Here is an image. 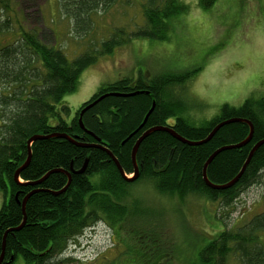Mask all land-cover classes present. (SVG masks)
Returning <instances> with one entry per match:
<instances>
[{
	"label": "trees",
	"instance_id": "16d2710c",
	"mask_svg": "<svg viewBox=\"0 0 264 264\" xmlns=\"http://www.w3.org/2000/svg\"><path fill=\"white\" fill-rule=\"evenodd\" d=\"M115 1L59 0L82 38L94 29V14L102 7L106 10ZM217 1L199 0V7L208 10ZM2 3L8 7V1L0 0ZM142 9L144 23L139 29L127 32L118 28L99 44H89L86 52L75 59H70L56 45L47 44L35 32L21 30L14 42L2 44L0 41L2 264H50L66 252L72 241L99 221L117 228V224L133 223L131 217L143 220L139 201H129L139 185H151L158 194L169 198L185 200L198 196L230 206L247 188L264 184V144L257 149L233 188L213 190L203 179L204 166L215 151L246 140L250 133L246 123L228 124L200 146L184 144L167 132L150 134L137 151L140 176L134 182L125 180L104 150L117 158L124 173L130 177L135 173L133 148L152 128L171 127L184 139L200 142L222 122L246 120L254 127L252 141L245 147L220 153L207 169V177L215 185L235 179L254 146L264 140V97H251L238 108L224 105L217 117L195 125L184 117V99L175 96L172 89H183L200 70L180 76L166 73L149 79L126 78L104 85L75 114L63 104L67 95L77 92L83 73L100 57L112 55L116 49L137 39L169 41L176 25L179 26L182 18L189 14L190 8L184 0H145ZM8 23L5 22L6 28L0 25V35L11 30ZM140 92L134 96H108L101 100L85 112L82 117L85 130L81 128L80 113L103 95ZM154 103L155 108L142 127ZM38 135H68L83 144L96 146L83 148L62 138L35 141L31 145L30 163L16 181V172L28 159V142ZM85 165L84 173L79 174ZM54 170L71 174V184L63 194L55 196L53 192H60L67 186L69 180L64 173L51 174L41 185H31ZM36 190L40 191L26 202L24 228L10 232L23 224V201ZM132 225L128 236L133 234L134 244L140 246L142 243L135 236L145 235L147 229L139 224L132 228ZM231 256L237 257L241 264H264V212L246 224L218 232L193 264H230Z\"/></svg>",
	"mask_w": 264,
	"mask_h": 264
},
{
	"label": "rangeland",
	"instance_id": "374dc122",
	"mask_svg": "<svg viewBox=\"0 0 264 264\" xmlns=\"http://www.w3.org/2000/svg\"><path fill=\"white\" fill-rule=\"evenodd\" d=\"M6 1L8 7L0 4V25L6 28L9 21L11 30L0 35L2 44L14 42L21 30L35 32L70 59L86 52L89 44L108 39L118 28L134 32L144 23L145 0H116L94 14V29L82 38L59 0ZM184 1L189 14L176 25L169 41H131L112 55L100 57L83 73L77 92L63 100L72 114L104 85L126 78L149 79L166 73L180 76L197 70L200 72L183 89H172L175 96L184 99V117L195 125L217 117L224 105L238 108L251 97H264V0H218L208 10L199 7V0ZM263 196L264 184L254 185L225 206L198 196L169 198L151 185H139L129 201H139L143 220L131 217L133 223L129 220L117 228L99 221L50 264H193L218 232L262 214ZM2 205L0 195V209ZM130 224L147 229L145 235L135 236L140 246L134 244L133 234L128 236ZM229 262L241 264L235 256Z\"/></svg>",
	"mask_w": 264,
	"mask_h": 264
},
{
	"label": "water",
	"instance_id": "95a60500",
	"mask_svg": "<svg viewBox=\"0 0 264 264\" xmlns=\"http://www.w3.org/2000/svg\"><path fill=\"white\" fill-rule=\"evenodd\" d=\"M142 92L140 93H135V94H131V95H121V94H117V93H110V94H106V95H103L101 98H99L97 101L93 102L92 104L88 105L87 107H85L82 112L80 113V126L83 130H85L84 128V125H83V121H82V117L83 115L85 114L86 111H88L89 109H91L93 106H95L98 102H100L101 100L107 98L108 96H114V97H119V96H122V97H127V96H134L136 94H141ZM149 94V93H147ZM155 108V103L153 104L151 110L149 111L148 115L146 116L145 120H144V123L142 125V127L145 125V123L147 122L149 116L151 115V113L153 112ZM236 122H240V123H246L249 127H250V133H249V136L246 138V140H244L243 142H241L240 144H237V145H233V146H226V147H222L220 148L219 150L215 151L212 156L207 160L205 166H204V170H203V179H204V182L206 183V185L213 189V190H219V191H225V190H228V189H231L233 188L241 179V177L243 176L245 170L247 169L250 161L252 160L255 152L257 151V149L259 147H261L263 144H264V140L257 143L254 148L252 149V151L250 152L249 156H248V159L246 161V163L244 164L241 172L237 175V177L235 179H233L231 182L227 183V184H224V185H215L213 183H211L207 177V169H208V166L212 163V161L222 152L224 151H227V150H232V149H237V148H242V147H245L246 145H248L251 141H252V138H253V134H254V127L252 125L251 122L249 121H246V120H239V119H232V120H228V121H225V122H222L220 124H218L212 131L211 133L209 134V136L203 140V141H200V142H191V141H188L186 139H184L183 137H181L180 135H178L171 127H155V128H152L148 131H146L143 136L138 140V142L136 143V145L134 146L133 148V152H132V159H133V163H134V170H135V173L133 176H127L121 165L119 164L117 158L111 153L109 152L107 149H104L103 147L101 146H97L99 148H102L104 150L107 151L108 155L111 157V159L114 161V163L116 164L117 168L119 169L120 173L122 174V176L125 178L126 181L128 182H134L136 181L139 176H140V173H139V168L137 166V163H136V154H137V151L139 149V146L140 144L142 143V141H144L150 134L154 133V132H157V131H162V132H167L169 133L170 135H172L175 139H177L178 141L184 143V144H188L190 146H200V145H203V144H206L208 143L215 135L216 133L224 126L228 125V124H231V123H236ZM87 134L93 136L94 138L95 135L91 132H88L86 131ZM50 138H62V139H66L68 140L69 142L79 146V147H83V148H92V147H95L96 145H88V144H83L81 142L78 141L77 138H71L69 137L68 135H50V136H34L33 138H31L28 142V159L25 163V165L16 172L15 174V180L18 181L19 180V177H20V174L21 172L28 166V164L30 163V160H31V145L35 142V141H38V140H44V139H50ZM97 141H100L99 139L96 138ZM86 169V165L84 166V168L78 172L79 174H82L84 173ZM55 173H64L68 176V184L67 186L61 190L60 192H53V195L55 196H58L60 194H63L67 188L69 187V185L71 184V174L68 173V172H65L63 170H54L52 172H49L46 176H44L42 179L36 181V182H33L31 183V185L33 186H38V185H41L51 174H55ZM40 190H36L32 193H30L23 201V212H24V216H25V206H26V202L27 200L29 199V197H31L34 193H37L39 192ZM26 224V216L24 217V221H23V224L13 230H11L10 232H18V231H21L24 226ZM5 239H6V236L4 238V248H5ZM3 257H4V254H2L1 258H0V264H2V261H3Z\"/></svg>",
	"mask_w": 264,
	"mask_h": 264
},
{
	"label": "bare ground",
	"instance_id": "6f19581e",
	"mask_svg": "<svg viewBox=\"0 0 264 264\" xmlns=\"http://www.w3.org/2000/svg\"><path fill=\"white\" fill-rule=\"evenodd\" d=\"M111 1V0H110ZM73 8V7H72Z\"/></svg>",
	"mask_w": 264,
	"mask_h": 264
}]
</instances>
